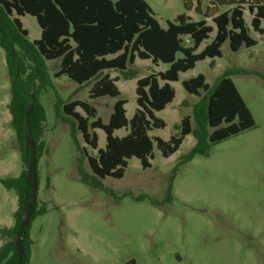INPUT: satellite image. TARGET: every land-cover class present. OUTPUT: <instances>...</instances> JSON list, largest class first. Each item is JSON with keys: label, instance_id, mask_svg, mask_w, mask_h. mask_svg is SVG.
Masks as SVG:
<instances>
[{"label": "rangeland", "instance_id": "1", "mask_svg": "<svg viewBox=\"0 0 264 264\" xmlns=\"http://www.w3.org/2000/svg\"><path fill=\"white\" fill-rule=\"evenodd\" d=\"M144 1L162 28L183 13L198 21L209 6V0H204L198 14L196 1L189 12L182 0ZM257 2L264 0H248L250 5ZM248 4L242 6L243 17L256 45L232 52L226 41L220 57L197 62L192 70L180 74L179 81L173 83V101L155 113L165 127L152 130L149 136L167 141L185 116H190L194 128L192 108L198 99L186 94L181 82L199 74L212 86L228 73L255 127L212 146L188 163L180 164L195 144L192 135L167 158L153 144L149 168L143 169L136 158H131L122 178L99 180V188L83 183L82 179L91 175L85 152L96 156L105 147V135L95 131L97 149L89 148L80 134L74 140L70 123L55 116L56 96L64 102L70 98L90 102L103 123H107L115 99L89 100V87H79L65 76L52 78L53 88L39 98L46 120L44 149L37 163V201L38 208L44 205L46 211L29 225V264H264V33L251 28ZM209 8L211 13L226 9L213 4ZM20 20L29 40L39 39L35 19L26 15ZM206 22L214 27L211 18ZM260 27L264 31V21ZM47 65L52 76L54 63ZM132 68L138 72L135 79L123 80L118 73H110L118 78L116 86L126 102L127 120L137 108V79L152 71L163 72L168 65L153 66L150 60L137 59ZM9 99L0 49V181L26 171L10 124ZM127 133L128 127L115 131L114 136L122 138ZM170 182L172 200L166 203ZM16 210L15 193L0 184V228L14 227ZM6 242L0 237V247Z\"/></svg>", "mask_w": 264, "mask_h": 264}, {"label": "trees", "instance_id": "2", "mask_svg": "<svg viewBox=\"0 0 264 264\" xmlns=\"http://www.w3.org/2000/svg\"><path fill=\"white\" fill-rule=\"evenodd\" d=\"M193 1H196L195 11L200 14L198 9L204 0H182L184 10L189 12ZM212 4L226 9L211 13L209 7ZM247 4L248 0H209L200 20L193 21L183 13L162 28L144 0H0V49L4 53L10 93L7 109L26 171L29 160L24 138L26 109L33 100L28 121L35 147L37 177L46 120L39 98L53 88L52 78L62 76L79 87H89V100L115 99L107 123L97 117L96 109L88 101L70 98L64 102L58 96L55 99V116L70 123L74 140L76 134H80L89 148L97 149L95 131L101 130L105 135V147L99 149L96 156H88L85 152L91 175L82 182L94 188H99V180L106 177L122 178L131 158H136L143 169L149 168L153 144L161 156L167 158L179 149L186 136L192 135L195 144L180 162L185 164L197 155H204L212 146L253 129L254 119L229 74H223L212 86L207 85L205 77L199 74L181 82L185 93L198 99L192 108L194 128L190 116H185L174 126L175 133L167 141L149 136L152 130L165 127L155 113L173 101L175 90L171 84L179 81L180 74L192 70L197 62L220 57L221 46L226 41L232 52L243 46L251 48L256 45L243 17L242 6ZM247 10L252 17L251 28L262 35L264 3L248 4ZM26 15L33 17L40 29L37 40H29L28 31L19 20ZM208 18L214 27L208 25ZM213 32L215 35L210 39ZM208 40L210 42L197 52ZM137 59L150 60L153 66L166 64L168 68L137 79V108L127 120L126 102L116 86L118 78H112L110 73H118L123 80L137 78L138 72L132 68ZM47 62L54 63L52 76ZM127 127V135L122 138L114 136L115 131ZM26 171L16 178L0 181L1 186L13 191L17 198L14 227L0 228V237L7 240L0 247V264H16L18 261L14 242L21 215L31 198ZM171 182L164 199L166 203L172 200ZM151 203L160 204L154 200ZM45 211L44 205L38 208L36 196L29 222L20 234L24 249L21 264H29L30 222Z\"/></svg>", "mask_w": 264, "mask_h": 264}, {"label": "water", "instance_id": "3", "mask_svg": "<svg viewBox=\"0 0 264 264\" xmlns=\"http://www.w3.org/2000/svg\"><path fill=\"white\" fill-rule=\"evenodd\" d=\"M32 108H33V100L29 103L26 109V112H25V116H24L25 147L29 149V160H28V166H27V171H26V181L30 182V185H31V198L25 210L23 211L21 215L20 224L18 227L16 239L14 242V249H15L16 254L18 255V261L16 264H21L23 257H24V249L22 246V238L20 234L22 230L24 229V227L29 222V218L31 216V213L34 208L35 201H36L37 188H38L37 177L35 174V162H36L35 147H34L33 138L30 134L29 121H28V116Z\"/></svg>", "mask_w": 264, "mask_h": 264}, {"label": "crops", "instance_id": "4", "mask_svg": "<svg viewBox=\"0 0 264 264\" xmlns=\"http://www.w3.org/2000/svg\"><path fill=\"white\" fill-rule=\"evenodd\" d=\"M22 17H19V20L21 19ZM21 22V20H20ZM28 36H29V33H28ZM108 58H111V57H108ZM117 84V83H116ZM171 86L173 87V83L171 84ZM175 90V89H174Z\"/></svg>", "mask_w": 264, "mask_h": 264}]
</instances>
